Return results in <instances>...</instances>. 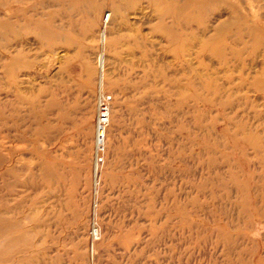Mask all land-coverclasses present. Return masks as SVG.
Here are the masks:
<instances>
[{
    "label": "rangeland",
    "instance_id": "obj_1",
    "mask_svg": "<svg viewBox=\"0 0 264 264\" xmlns=\"http://www.w3.org/2000/svg\"><path fill=\"white\" fill-rule=\"evenodd\" d=\"M3 157L0 264H264V0H0Z\"/></svg>",
    "mask_w": 264,
    "mask_h": 264
},
{
    "label": "bare ground",
    "instance_id": "obj_2",
    "mask_svg": "<svg viewBox=\"0 0 264 264\" xmlns=\"http://www.w3.org/2000/svg\"><path fill=\"white\" fill-rule=\"evenodd\" d=\"M97 129H100V128L97 127ZM3 159L4 157L1 159L2 163H1V169H0V221H1L0 237L3 240V247L5 248L6 244H8L6 243V240H8L7 234L9 233V231H13V229H15L16 225L18 224V220L14 219V216H13L15 213L14 211L16 210V207H17L16 200H13V203L9 205L6 198L9 195V191H8L9 187H12V186L16 187L17 185L21 183V180H20L21 174L19 173L18 169L15 166H7L5 164L6 160H3ZM46 169L47 167H46V162H45V176H46V171H47ZM95 186H96V182H95ZM14 191L15 190L12 189L11 195L13 197H16V193ZM91 223L95 224L94 220H92ZM15 239L16 238H14V240Z\"/></svg>",
    "mask_w": 264,
    "mask_h": 264
},
{
    "label": "built area",
    "instance_id": "obj_3",
    "mask_svg": "<svg viewBox=\"0 0 264 264\" xmlns=\"http://www.w3.org/2000/svg\"><path fill=\"white\" fill-rule=\"evenodd\" d=\"M108 115H109L108 99L104 97L98 103L96 116H95V123L98 128H102L105 130V127L107 126L108 123Z\"/></svg>",
    "mask_w": 264,
    "mask_h": 264
}]
</instances>
